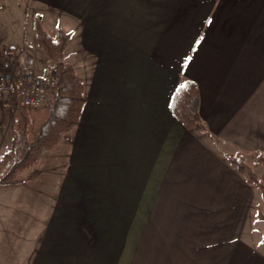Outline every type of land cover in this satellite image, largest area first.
I'll use <instances>...</instances> for the list:
<instances>
[{
  "label": "crops",
  "instance_id": "1",
  "mask_svg": "<svg viewBox=\"0 0 264 264\" xmlns=\"http://www.w3.org/2000/svg\"><path fill=\"white\" fill-rule=\"evenodd\" d=\"M26 2L72 33L86 103L33 180L0 186V264H264V171L250 183L224 155L264 152V0ZM187 79L192 130L170 108Z\"/></svg>",
  "mask_w": 264,
  "mask_h": 264
},
{
  "label": "trees",
  "instance_id": "2",
  "mask_svg": "<svg viewBox=\"0 0 264 264\" xmlns=\"http://www.w3.org/2000/svg\"><path fill=\"white\" fill-rule=\"evenodd\" d=\"M35 40L46 56L54 61L56 83L50 101L37 108L15 104L11 111L13 145L0 158V186L16 185L33 180L36 166L75 127L81 118L85 103V83L71 63L62 60L72 33L58 28L51 34L41 20L33 17ZM201 96L196 81L180 82L171 97L170 108L187 129L201 123ZM228 162L242 173L248 182L259 183L254 168L243 151L224 153ZM254 164L264 163V152L255 153ZM29 170L22 178L21 173Z\"/></svg>",
  "mask_w": 264,
  "mask_h": 264
},
{
  "label": "built area",
  "instance_id": "3",
  "mask_svg": "<svg viewBox=\"0 0 264 264\" xmlns=\"http://www.w3.org/2000/svg\"><path fill=\"white\" fill-rule=\"evenodd\" d=\"M55 83L54 67L40 65L26 45L11 42L0 49V96L12 101L13 106L37 108L47 104Z\"/></svg>",
  "mask_w": 264,
  "mask_h": 264
},
{
  "label": "rangeland",
  "instance_id": "4",
  "mask_svg": "<svg viewBox=\"0 0 264 264\" xmlns=\"http://www.w3.org/2000/svg\"><path fill=\"white\" fill-rule=\"evenodd\" d=\"M5 1V0H4ZM43 24L46 27V29L53 35L57 32V24L55 23V18L51 17L49 21L44 17L43 18ZM13 31V33H16L20 37H25L26 46L30 49V51L36 56L37 61L40 65H51L54 67V61L49 59L41 47L38 46L35 40V30L33 28V22L32 18L29 17L27 14V2L26 0H7L5 2L0 3V36H5L6 34H9V36L4 40L6 43L10 42V40H13V35L10 34ZM16 43L24 45L21 40H13ZM71 43H68L67 48L71 46ZM68 56V54H65ZM62 56V60L66 56ZM70 59V58H69ZM83 79V78H82ZM12 109V108H11ZM54 151L50 152L48 159L51 156H54ZM254 156L249 155L247 158V162L254 168V170L257 172V174L260 176L262 172L264 171V163L255 165L254 164ZM42 163V162H41ZM45 162L42 163V165L39 164L35 167L36 170L40 169ZM41 165V166H40ZM43 169L41 170V172ZM44 172V171H43ZM29 173V170H24L21 173V176H26ZM37 173V172H36ZM257 211H259V218L264 217V208H260L257 206ZM262 219V218H260ZM264 224V222H263ZM258 231L260 232L261 236L264 237V225H259Z\"/></svg>",
  "mask_w": 264,
  "mask_h": 264
}]
</instances>
